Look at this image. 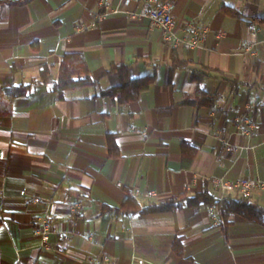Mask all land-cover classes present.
<instances>
[{"label": "crops", "instance_id": "1", "mask_svg": "<svg viewBox=\"0 0 264 264\" xmlns=\"http://www.w3.org/2000/svg\"><path fill=\"white\" fill-rule=\"evenodd\" d=\"M163 2L178 40L131 15L149 0H0V85L44 64L57 77L68 53L96 82L62 94L39 85L0 116V264H264V225L241 216L224 232L214 206L121 211L130 196L148 206L205 188L221 196L217 178L264 181V0ZM121 64L134 79L155 75L138 100L104 93ZM199 89L212 105L186 103ZM250 198L264 206V189Z\"/></svg>", "mask_w": 264, "mask_h": 264}, {"label": "trees", "instance_id": "2", "mask_svg": "<svg viewBox=\"0 0 264 264\" xmlns=\"http://www.w3.org/2000/svg\"><path fill=\"white\" fill-rule=\"evenodd\" d=\"M226 10L232 15L239 16V12L230 7H227ZM255 21L264 23V18H257ZM175 63V68L186 67V64L183 62L176 60ZM110 72H116L119 75L120 85L109 88L104 93L117 97L120 103H129L138 100L141 94L154 82L155 78V75H148L134 79L130 75L129 66L123 64L113 65ZM194 77L200 79L201 76L196 74ZM95 83L84 56L79 53H68L62 59L57 77L53 75L51 67L48 64H44L40 67L38 76L32 78L27 83L16 84L13 79H7L4 84L0 85V116L12 114L13 100L17 97L27 95L39 85H48L53 91L62 94L65 91L95 85ZM215 99V95L199 89L194 97L187 98L186 103L195 107L212 105ZM196 152L197 149L192 148V158ZM185 205L194 208H200L202 206L216 207L219 211L220 225L224 232H227L228 226L231 223V217L235 215L241 216L249 222L264 225L263 205L251 200L250 197L218 196L211 193L207 188L193 196L183 194L172 197L159 204H150L148 206H142L138 200L130 196L122 206L121 211L126 215H133L137 213L170 211L179 209ZM175 247L181 253V240L176 241Z\"/></svg>", "mask_w": 264, "mask_h": 264}, {"label": "built area", "instance_id": "3", "mask_svg": "<svg viewBox=\"0 0 264 264\" xmlns=\"http://www.w3.org/2000/svg\"><path fill=\"white\" fill-rule=\"evenodd\" d=\"M150 3L155 5L146 12L131 14L134 18L143 19L148 18L152 26L161 30L163 40L169 42L176 38L174 30V17L172 14V7L170 3H157L156 0H149ZM208 28L203 30L202 35H195L187 41L190 46H197L204 40L205 34ZM255 124L249 123L248 120H242L238 122L237 129L241 134H251L255 129ZM215 184L221 190L222 195H235L238 197H250L256 188L264 189V181L254 180L253 178L246 176L237 181H229L224 178L215 179ZM25 193V190H22ZM149 195V194H147ZM73 212L77 213L79 205L72 206ZM52 220L48 217H44L39 228V234L42 240L46 243L49 240L50 224ZM140 263H143V259H139Z\"/></svg>", "mask_w": 264, "mask_h": 264}, {"label": "rangeland", "instance_id": "4", "mask_svg": "<svg viewBox=\"0 0 264 264\" xmlns=\"http://www.w3.org/2000/svg\"><path fill=\"white\" fill-rule=\"evenodd\" d=\"M230 196L234 197V195H230Z\"/></svg>", "mask_w": 264, "mask_h": 264}]
</instances>
